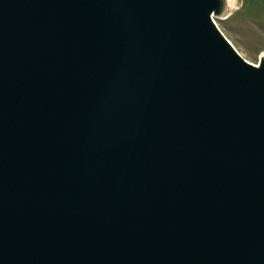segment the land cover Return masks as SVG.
Instances as JSON below:
<instances>
[{
    "label": "water",
    "instance_id": "1",
    "mask_svg": "<svg viewBox=\"0 0 264 264\" xmlns=\"http://www.w3.org/2000/svg\"><path fill=\"white\" fill-rule=\"evenodd\" d=\"M223 0H0V264H264V54Z\"/></svg>",
    "mask_w": 264,
    "mask_h": 264
},
{
    "label": "rangeland",
    "instance_id": "2",
    "mask_svg": "<svg viewBox=\"0 0 264 264\" xmlns=\"http://www.w3.org/2000/svg\"><path fill=\"white\" fill-rule=\"evenodd\" d=\"M213 20L234 48L248 61L264 52V0H236V7Z\"/></svg>",
    "mask_w": 264,
    "mask_h": 264
},
{
    "label": "bare ground",
    "instance_id": "3",
    "mask_svg": "<svg viewBox=\"0 0 264 264\" xmlns=\"http://www.w3.org/2000/svg\"><path fill=\"white\" fill-rule=\"evenodd\" d=\"M235 7H236V0H223V6H222L221 11L214 15H223L225 13H228L230 10H232ZM214 15H212V18Z\"/></svg>",
    "mask_w": 264,
    "mask_h": 264
}]
</instances>
